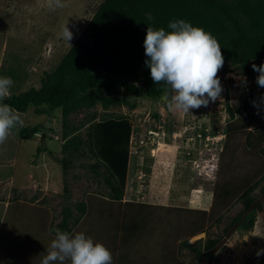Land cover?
Listing matches in <instances>:
<instances>
[{
	"label": "rangeland",
	"instance_id": "374dc122",
	"mask_svg": "<svg viewBox=\"0 0 264 264\" xmlns=\"http://www.w3.org/2000/svg\"><path fill=\"white\" fill-rule=\"evenodd\" d=\"M102 1L63 0L66 6L57 9L46 7V0L1 2L0 76L13 80L11 94L39 86L40 77L54 69ZM66 24L73 33L69 43L60 36ZM218 77L223 87L220 98L186 114L170 111L165 97H132L134 109H90L97 118L107 113L129 115L140 129L138 135L156 131L146 150L135 161L131 159L122 201L107 198L102 177L88 168L93 159L76 157L64 171L58 160L65 156L60 109L49 116L36 114L33 105L26 112L16 111L23 127L39 125L40 130L37 136L21 140L17 126L0 144V172L8 176L6 181L21 179L30 171L24 188L19 183L15 187L0 185V197L15 196L12 200L0 198V250L9 244L8 249L15 253L12 259H5L6 264L26 260L40 264L43 257L28 254L24 258V250L31 253L36 248L46 255L54 238L48 227L61 220L65 206L74 208L77 201H84L88 210L71 233L83 232L102 242L112 253V264H264V253L256 255L264 249V195L259 193L263 182L253 192L261 202L252 213L253 226L224 232L242 208L240 193L264 173L260 152L264 147V105L257 114L251 102L250 109L236 112L231 119L226 95L229 105L235 107L244 103L250 91L259 94L264 88L258 87L256 77L244 84L245 75L234 71L218 72ZM86 113H73L69 118L71 125L80 126L82 135ZM17 197L24 200L22 205ZM30 197L35 204L30 201L28 206ZM131 220L134 222L128 224ZM218 236L222 244L212 262L197 261L191 250L180 246L183 240L195 244Z\"/></svg>",
	"mask_w": 264,
	"mask_h": 264
},
{
	"label": "trees",
	"instance_id": "16d2710c",
	"mask_svg": "<svg viewBox=\"0 0 264 264\" xmlns=\"http://www.w3.org/2000/svg\"><path fill=\"white\" fill-rule=\"evenodd\" d=\"M148 13L153 20H147ZM181 19L204 28L217 38L224 57L219 73L234 71L248 80L258 75L252 64L264 63V0H103L54 69L40 77L39 86L13 93L3 103L18 112H26L33 105L36 114L46 113L47 116L54 109H60L61 151L65 156L58 160L64 171L76 157L93 159L88 168L102 177L108 188L107 198L122 201L131 159H137L130 154V139L139 134L140 129L127 114L107 113L97 118L96 112L90 109L96 106L104 111L121 106L134 109L136 103L132 97H165V85L154 84L150 69L145 65L143 42L148 26L170 31L169 23ZM121 89L126 93L122 94ZM261 95L264 91L259 94L250 91L244 103L235 107L229 105L226 95L230 118L233 119L236 112L250 109L252 99ZM82 111H87L84 135L78 132L80 126L71 125L69 119L71 114ZM38 127H20L19 139L34 137ZM40 151L41 147L37 148L36 154ZM260 152L264 157V147ZM258 187L263 196L264 173L238 196L242 208L224 228L225 233L253 226L252 213L261 204L253 195ZM73 207L65 206L61 220L49 229L57 227L71 233L88 210L84 201L75 202ZM221 244L222 237L218 236L200 239L195 244L183 240L180 246L191 250L197 261L212 262Z\"/></svg>",
	"mask_w": 264,
	"mask_h": 264
},
{
	"label": "clouds",
	"instance_id": "9594fccd",
	"mask_svg": "<svg viewBox=\"0 0 264 264\" xmlns=\"http://www.w3.org/2000/svg\"><path fill=\"white\" fill-rule=\"evenodd\" d=\"M45 6L57 9L66 5L63 0H46ZM146 18L153 20L151 13L146 14ZM168 28L171 30L147 27L143 42L147 57L145 65L150 69L153 83L165 85L168 109L186 114L220 98L223 87L218 72L223 67L224 57L217 38L204 28L193 26L183 19L171 21ZM60 36L68 43L73 38L67 24L61 27ZM252 69L258 73V87L264 88V63L259 66L253 63ZM13 83L10 77L0 76V144L8 139L13 129L22 127L24 123L14 108L3 103L10 98ZM243 83H247L246 77ZM252 103L259 114L264 105V95ZM146 148L144 146L142 151ZM53 233L54 238L41 264H65L66 261L69 264H112L111 251L85 233H70L52 227L49 235ZM262 253L264 249L258 250L257 257Z\"/></svg>",
	"mask_w": 264,
	"mask_h": 264
},
{
	"label": "crops",
	"instance_id": "0c3cea01",
	"mask_svg": "<svg viewBox=\"0 0 264 264\" xmlns=\"http://www.w3.org/2000/svg\"><path fill=\"white\" fill-rule=\"evenodd\" d=\"M3 0H0V5H1V2H2ZM2 162H5V159H4V161H2ZM27 173H26V175H24V177L22 176V178L21 179H17V180H15V179H13L14 177H10L9 178V180L8 181H6L7 179H8V176H6V177H4V174L3 173H1L0 172V185H2V186H4L5 184H13L14 185V187L19 183V186H22V188H24V186H27V178L28 177H30V171H26ZM7 189V188H6ZM16 190H17V188H15ZM7 192H8V189H7ZM9 192H11L12 193V191H9ZM8 192V193H9ZM21 193V192H20ZM20 193L18 194V197H21L20 196ZM4 194V193H3ZM15 197V196H14ZM14 197H7V196H5V197H0V198H6V199H14ZM18 197H17V200L21 203L20 205H22L24 202V200H19L18 199ZM27 200H29V202H27L26 204L29 206V204L33 201V200H31V197L30 198H28ZM31 201V202H30ZM8 203V202H7ZM32 204H35L34 202H32ZM10 204H8V206H9ZM3 209H4V211L3 212H5V210H6V207H3ZM3 217V214L1 215V218ZM14 219H18V218H13V220ZM1 220V219H0ZM15 221V220H14ZM0 224H1V222H0ZM48 230H49V227H48ZM15 231V228L14 229H10V231H9V235H12L13 234V232ZM49 232V231H48ZM9 248V244L8 245H6L4 248H2L1 250H0V257H2L3 258V261L0 259V264H6V262H5V259L7 258L8 260L9 259H12L11 257H13V256H15V253H12V251L10 250V249H8ZM30 251H31V253L29 252V251H27L26 250V253H25V250H24V253H23V256H24V258L28 255V256H31V257H35V258H42L43 256H44V252L42 251V250H36V248H35V250L34 249H30ZM12 253V254H11ZM35 260V259H34ZM33 261V260H32ZM40 260H37V262L38 263H40L39 262ZM10 263L11 264H15L13 261H10ZM18 264H20V263H18ZM23 264H29V261H24V263ZM41 264V263H40Z\"/></svg>",
	"mask_w": 264,
	"mask_h": 264
},
{
	"label": "built area",
	"instance_id": "2783aa9c",
	"mask_svg": "<svg viewBox=\"0 0 264 264\" xmlns=\"http://www.w3.org/2000/svg\"><path fill=\"white\" fill-rule=\"evenodd\" d=\"M156 132L153 130H148L144 134H140L136 136V134L131 136L130 139V154L131 156H136L138 157L139 155L142 154V148L149 143H151L154 140V135Z\"/></svg>",
	"mask_w": 264,
	"mask_h": 264
},
{
	"label": "water",
	"instance_id": "95a60500",
	"mask_svg": "<svg viewBox=\"0 0 264 264\" xmlns=\"http://www.w3.org/2000/svg\"><path fill=\"white\" fill-rule=\"evenodd\" d=\"M40 128H38V132H39ZM36 136L38 135L37 133L35 134Z\"/></svg>",
	"mask_w": 264,
	"mask_h": 264
}]
</instances>
